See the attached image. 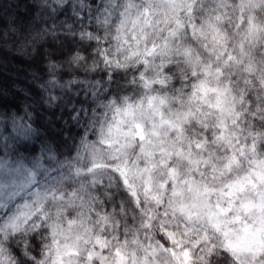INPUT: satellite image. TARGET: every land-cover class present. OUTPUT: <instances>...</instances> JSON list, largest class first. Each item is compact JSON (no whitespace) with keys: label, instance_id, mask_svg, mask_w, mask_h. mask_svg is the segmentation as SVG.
<instances>
[{"label":"snow or ice","instance_id":"snow-or-ice-1","mask_svg":"<svg viewBox=\"0 0 264 264\" xmlns=\"http://www.w3.org/2000/svg\"><path fill=\"white\" fill-rule=\"evenodd\" d=\"M0 51V264H264V0H0Z\"/></svg>","mask_w":264,"mask_h":264},{"label":"trees","instance_id":"trees-1","mask_svg":"<svg viewBox=\"0 0 264 264\" xmlns=\"http://www.w3.org/2000/svg\"><path fill=\"white\" fill-rule=\"evenodd\" d=\"M29 2V0H21V11L24 10V6ZM4 59H7L10 61V64H21V60L18 58V57H14V56H11V55H6V53L4 51H0V60H4ZM12 71H15V69H10ZM19 74L21 76L25 75L26 74V70L25 69H20L19 70ZM21 84L24 83L23 80H20L19 81Z\"/></svg>","mask_w":264,"mask_h":264}]
</instances>
